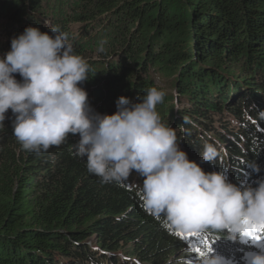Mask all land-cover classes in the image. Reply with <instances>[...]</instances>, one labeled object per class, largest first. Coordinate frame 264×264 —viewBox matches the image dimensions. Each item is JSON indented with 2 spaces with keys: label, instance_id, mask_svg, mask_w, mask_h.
Wrapping results in <instances>:
<instances>
[{
  "label": "trees",
  "instance_id": "obj_1",
  "mask_svg": "<svg viewBox=\"0 0 264 264\" xmlns=\"http://www.w3.org/2000/svg\"><path fill=\"white\" fill-rule=\"evenodd\" d=\"M29 25L68 33L89 65L81 86L95 112L156 87L166 93L156 110L190 160L238 186L264 177V0H0V55ZM12 119L9 110L0 125V264H192L193 247L203 250L144 207L135 171L102 183L75 154L78 134L23 150ZM205 143L219 152L212 163ZM203 234L232 264L264 247L228 229Z\"/></svg>",
  "mask_w": 264,
  "mask_h": 264
},
{
  "label": "clouds",
  "instance_id": "obj_2",
  "mask_svg": "<svg viewBox=\"0 0 264 264\" xmlns=\"http://www.w3.org/2000/svg\"><path fill=\"white\" fill-rule=\"evenodd\" d=\"M49 30L52 35L26 26L0 55V125L11 110L13 134L23 150L39 154L61 145L70 133L78 134L75 154L86 159L89 173L102 183H120L135 171L143 180L144 207L157 216L164 213L180 232L241 233L245 221L264 223V177L255 187L247 182L238 186L223 171L206 172L190 160L174 128L156 110L166 95L156 87L135 102L118 97L111 114L95 112L81 86L89 79L87 61L75 53L68 33L59 26ZM104 43L98 52L104 51ZM200 156L212 163L219 152L205 143ZM249 165L260 172L255 161ZM257 248L245 253V264H264V247ZM192 264L228 262L206 249Z\"/></svg>",
  "mask_w": 264,
  "mask_h": 264
},
{
  "label": "snow or ice",
  "instance_id": "obj_3",
  "mask_svg": "<svg viewBox=\"0 0 264 264\" xmlns=\"http://www.w3.org/2000/svg\"><path fill=\"white\" fill-rule=\"evenodd\" d=\"M176 235L182 239H186L188 237H194L197 238L200 241V244L203 246V250L201 247H193L192 251H194L197 254H203L204 250H211V244L214 241H209L206 236H204L203 233L199 232H180L177 231ZM242 237H248L252 240L253 243L259 242L261 240H264V223L262 224H255L245 221V228L240 233Z\"/></svg>",
  "mask_w": 264,
  "mask_h": 264
},
{
  "label": "rangeland",
  "instance_id": "obj_4",
  "mask_svg": "<svg viewBox=\"0 0 264 264\" xmlns=\"http://www.w3.org/2000/svg\"><path fill=\"white\" fill-rule=\"evenodd\" d=\"M157 80H160L159 78H157ZM166 91H168L169 92V90H166ZM131 252V251H130ZM130 254V253H129ZM228 264H232V263H230V262H228Z\"/></svg>",
  "mask_w": 264,
  "mask_h": 264
}]
</instances>
